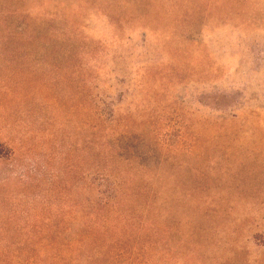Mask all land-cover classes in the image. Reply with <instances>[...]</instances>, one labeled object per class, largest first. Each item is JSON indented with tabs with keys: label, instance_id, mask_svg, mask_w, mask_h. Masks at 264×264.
Masks as SVG:
<instances>
[{
	"label": "rangeland",
	"instance_id": "rangeland-1",
	"mask_svg": "<svg viewBox=\"0 0 264 264\" xmlns=\"http://www.w3.org/2000/svg\"><path fill=\"white\" fill-rule=\"evenodd\" d=\"M104 169L97 264H264V0H0V264H82Z\"/></svg>",
	"mask_w": 264,
	"mask_h": 264
},
{
	"label": "trees",
	"instance_id": "trees-1",
	"mask_svg": "<svg viewBox=\"0 0 264 264\" xmlns=\"http://www.w3.org/2000/svg\"><path fill=\"white\" fill-rule=\"evenodd\" d=\"M105 152V151H104ZM103 155V150L101 151ZM106 159L108 160L109 154H105ZM113 171L111 169H104L101 171L102 181L98 189V208L96 213V223L94 228L91 229L88 233L85 234L83 240V262L82 264H97L96 254L93 253L95 250L94 244L96 239L95 232L100 229L107 228L110 229V220L111 216L117 212L115 208L116 200L120 197L121 185L123 183L115 182L113 177ZM106 182V183H105Z\"/></svg>",
	"mask_w": 264,
	"mask_h": 264
}]
</instances>
